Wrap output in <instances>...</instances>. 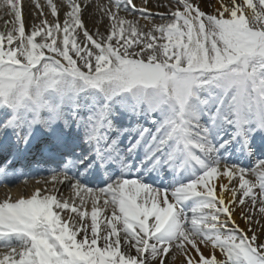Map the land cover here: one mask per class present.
<instances>
[{
    "label": "snow or ice",
    "instance_id": "6c2138e0",
    "mask_svg": "<svg viewBox=\"0 0 264 264\" xmlns=\"http://www.w3.org/2000/svg\"><path fill=\"white\" fill-rule=\"evenodd\" d=\"M110 2L0 0V182L39 152L78 198L0 202V264H264V0Z\"/></svg>",
    "mask_w": 264,
    "mask_h": 264
},
{
    "label": "bare ground",
    "instance_id": "6f19581e",
    "mask_svg": "<svg viewBox=\"0 0 264 264\" xmlns=\"http://www.w3.org/2000/svg\"><path fill=\"white\" fill-rule=\"evenodd\" d=\"M20 3L22 5V13L25 21L26 33H28L31 31L33 24L39 25L41 17L39 15V11L35 8V0H20ZM40 3L44 4L45 0H40ZM93 3L94 4L99 3L100 5H108L111 7L110 0H93ZM134 3H136L137 6L139 7L141 6L142 0H134ZM166 4H168V0H150L149 8L154 15L158 13H166L169 11V9L165 7ZM44 11L45 13H48L49 9L45 7ZM88 12H92L94 13V15L89 17V15L87 14ZM100 15L101 13L95 7L86 10L84 15V20L90 32L94 31L96 28H99V31L101 33L105 32V25L108 23V20L105 17L104 20L101 22L99 19ZM120 15L125 16L127 19L139 18L138 16L134 17L133 15L124 12H121ZM47 18L50 21L52 20V17L50 15ZM60 18L62 21L63 10L61 11ZM5 21H12V23L6 25ZM155 22L159 23L160 20L155 18ZM14 23H15V17L10 12V10L0 8V32H7L11 30ZM140 24L141 26L144 25L150 26L151 22L148 20L140 19ZM237 163H240L243 166L247 164V161L241 160V161H237ZM47 164L49 165V163ZM47 164H45L44 166H48ZM49 166L53 167L52 165ZM39 169L40 168H36V170ZM41 173H45V174L39 175L37 173H32L18 179L15 178L10 182L5 183V186L0 187V202H3L5 199H10L11 201L14 202L19 198H28L32 194H34L36 189H40L42 195L55 194L57 195L58 199H69V198L73 200L78 199L75 195V190L70 189L66 183L65 184L53 183L51 180L50 173H46V172H41ZM252 180H255V177H253ZM221 181H223L224 183H228L226 177H220L219 180L214 181V183L219 185ZM235 183H236L235 181H232V183L229 184V188H231L232 184ZM45 189H47L48 191L45 192ZM90 210H91V202L89 200V211ZM238 213L239 210L237 209L236 223L240 226L241 229H244L249 236H251L252 232L248 231L249 225L243 219L240 218ZM253 220L258 221L260 226H257L258 223H252L251 227L257 232L258 235L264 237V216H261L259 213H256V215L253 216ZM173 249L169 252V256H171L172 254H176L177 255L176 264H184L183 256H181L179 253H173ZM217 255H219L218 252ZM165 259L167 262V258Z\"/></svg>",
    "mask_w": 264,
    "mask_h": 264
},
{
    "label": "rangeland",
    "instance_id": "374dc122",
    "mask_svg": "<svg viewBox=\"0 0 264 264\" xmlns=\"http://www.w3.org/2000/svg\"><path fill=\"white\" fill-rule=\"evenodd\" d=\"M204 10H205L206 12H211V11H212L211 8L206 7V6L204 7ZM156 19H159L158 16H156ZM246 178H250V179H252L253 177H246ZM255 190L259 192V189H255ZM257 226H260V224L258 223ZM173 253H178V252L176 251L175 248L173 249Z\"/></svg>",
    "mask_w": 264,
    "mask_h": 264
}]
</instances>
